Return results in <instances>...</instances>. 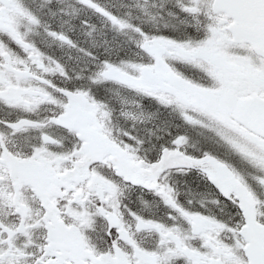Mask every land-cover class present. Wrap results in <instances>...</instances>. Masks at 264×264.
Listing matches in <instances>:
<instances>
[{
    "label": "snow or ice",
    "instance_id": "snow-or-ice-1",
    "mask_svg": "<svg viewBox=\"0 0 264 264\" xmlns=\"http://www.w3.org/2000/svg\"><path fill=\"white\" fill-rule=\"evenodd\" d=\"M0 264H264V0H0Z\"/></svg>",
    "mask_w": 264,
    "mask_h": 264
}]
</instances>
